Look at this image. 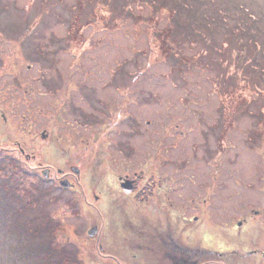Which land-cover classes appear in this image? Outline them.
I'll list each match as a JSON object with an SVG mask.
<instances>
[{
  "label": "rangeland",
  "instance_id": "1",
  "mask_svg": "<svg viewBox=\"0 0 264 264\" xmlns=\"http://www.w3.org/2000/svg\"><path fill=\"white\" fill-rule=\"evenodd\" d=\"M48 130L52 147L32 144ZM19 140L36 160L3 164ZM37 159L79 166L89 201L102 189L111 209ZM125 172L148 176L138 206L164 174L215 173L221 232L246 192L262 195L249 184L264 185V0H0V264H170L117 223Z\"/></svg>",
  "mask_w": 264,
  "mask_h": 264
},
{
  "label": "flooded vegetation",
  "instance_id": "2",
  "mask_svg": "<svg viewBox=\"0 0 264 264\" xmlns=\"http://www.w3.org/2000/svg\"><path fill=\"white\" fill-rule=\"evenodd\" d=\"M47 132L49 130L38 131L31 141L32 144L39 141L37 140L39 135L43 140L47 138V146L52 147L58 137L55 135L52 137ZM14 145L17 159L26 164L36 160V153L27 152L23 142L15 141ZM21 157L25 159L22 160ZM34 168L38 174L51 179L59 186L62 180H66L68 185L61 186L62 188L82 191L90 206L87 208H93L98 212L111 209V206L108 208L106 205L107 196L102 189L92 193L93 201H89L87 193L90 192V185H87L86 190L85 185L81 187L78 185L82 177L79 166L67 163L65 167L58 165L54 167L37 159ZM169 177L164 174L158 179V183L153 182L146 195L142 196L143 204L140 206L136 203V192L143 181L148 182V176L142 178L137 176V172H133L132 175L125 172L117 177V188L123 199L121 203L116 202L115 207H112L116 213L117 223L121 226L126 222L130 227L132 238L137 240L136 245L144 246L147 251L144 255L145 260L163 259L168 260L170 264H264V189L258 192L255 190V193L262 195L254 194V200H247L251 197L246 192L243 202L246 204L241 208L239 217L225 216L219 221L226 225V229L221 232L216 230V174L213 173L204 180H197L194 176H190L192 179L189 180L187 177L181 179L177 176L174 179ZM254 177L255 182L264 180L261 174ZM218 181L221 183V180ZM175 182L178 191L173 190ZM88 183L90 181H87ZM190 184H197L198 189L187 190ZM221 185L228 187L229 181H223ZM249 186L262 188L264 185L251 183ZM97 187L96 185V189ZM226 191L228 190L224 191V197L230 196ZM259 198L262 199L258 200ZM102 231V228L97 230V239L102 237ZM238 250L242 254L238 255ZM103 256L112 257L118 264H125L121 263L119 256ZM134 256L138 257L137 254Z\"/></svg>",
  "mask_w": 264,
  "mask_h": 264
},
{
  "label": "trees",
  "instance_id": "3",
  "mask_svg": "<svg viewBox=\"0 0 264 264\" xmlns=\"http://www.w3.org/2000/svg\"><path fill=\"white\" fill-rule=\"evenodd\" d=\"M166 28V27H165ZM170 30L171 29H165V31L167 32V36L169 37V34H170ZM189 60V59H188ZM187 62H185V64H186ZM4 161H2V163L3 164H5V163H14L16 166H18V161H19V159H17L16 157H14L13 155H9V157L8 156H4ZM6 160V161H5ZM25 164V163H24ZM20 165V164H19ZM22 167H25V165H23ZM4 169V167L1 169V170H3ZM7 169H10V168H7ZM12 174H15L14 172L12 173ZM11 174V175H12ZM11 178H12V176H11ZM61 246H57V247H54V249L53 250H55V249H59Z\"/></svg>",
  "mask_w": 264,
  "mask_h": 264
},
{
  "label": "water",
  "instance_id": "4",
  "mask_svg": "<svg viewBox=\"0 0 264 264\" xmlns=\"http://www.w3.org/2000/svg\"><path fill=\"white\" fill-rule=\"evenodd\" d=\"M75 171H77V169H75ZM60 184L63 185V186H67L68 185L66 180H62L60 182ZM126 190H128V187L126 188ZM95 231H96V227H94V229H91L90 231H88V233L92 235Z\"/></svg>",
  "mask_w": 264,
  "mask_h": 264
}]
</instances>
